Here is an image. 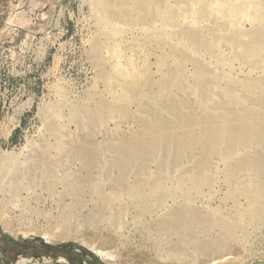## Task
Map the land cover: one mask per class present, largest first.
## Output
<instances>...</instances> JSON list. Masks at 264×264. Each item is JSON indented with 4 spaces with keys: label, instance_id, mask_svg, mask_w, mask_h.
<instances>
[{
    "label": "rangeland",
    "instance_id": "1",
    "mask_svg": "<svg viewBox=\"0 0 264 264\" xmlns=\"http://www.w3.org/2000/svg\"><path fill=\"white\" fill-rule=\"evenodd\" d=\"M93 3L94 0H0V171L6 157L12 156L22 162L44 143L54 147V143L60 141L44 117V113L53 106L60 109L59 126L62 127L63 137L73 142L81 137L82 130L69 119L72 109L95 107L97 99L96 96L93 98L94 93H102L100 95L104 99L110 98L92 58L91 42L98 33L97 19L102 15ZM167 3L173 8L178 4L176 0H167ZM187 14L180 21V26L165 24L157 19L144 27H130L116 42L117 49L129 56L133 53L139 67L148 60L156 81L161 77L157 68L159 56L174 50V59L169 61L173 66L175 62H182L181 52L185 49L184 52L192 60L200 58L212 72L226 74L237 81L264 75L260 69L254 71L251 66L248 67L227 45L221 44L216 52L208 54L195 51L188 42H180L176 33L189 29L194 23L202 30L212 29L219 35L224 33L218 28L219 17L214 23L208 18L201 20L197 14ZM113 25L126 27L117 21ZM244 28L250 30L251 23ZM149 32L155 36H149ZM160 38L168 42L163 52L158 45ZM106 55L105 52L104 57ZM123 66L126 67L125 64ZM105 67L110 68L107 64ZM185 69L187 76L191 77L188 79L193 81L196 72L194 64L187 62ZM156 91L154 88L153 92ZM131 109L134 113L138 111L136 106ZM108 126L112 130L110 133L117 132L122 137L132 136L140 130V124L132 118L122 119L117 129L115 122ZM195 133L201 136L200 129ZM96 142L102 144L103 136L98 135ZM221 148L224 149L223 146ZM251 150L254 152L257 149L252 147ZM197 151L188 161L168 171L163 186L173 195L165 208L151 213L141 211L128 196H123L111 206L103 204L90 190L78 186L69 190L62 183L51 191L44 185L31 189L24 187L18 199L10 201L7 198L10 179L0 176V182L6 187L0 193V264H97L94 259L102 264H264V220L261 219L253 221L255 224L246 223L244 234L240 230L228 251L220 256L200 255L194 244H190L189 256L179 257L171 249L177 237L171 233H159L158 223L162 215L175 205L186 203L188 197L193 207L212 212L218 218H236L248 213L249 201L238 194L236 183L239 180L227 181L226 164L221 158L213 160L209 171L207 168V175L213 182L200 194L193 193L189 185H181L180 176L183 173L188 169L198 170L192 168H196L193 162L200 156V150ZM243 152L241 150L238 156H242ZM49 154L51 158L57 157L53 148ZM105 156L108 160L110 155L104 153ZM69 163L59 165L56 173L76 181L88 177L82 161ZM105 166L92 172L94 181L100 177L99 180L105 182L109 175L110 179L118 176L117 171L112 172L113 175L107 173L108 167ZM149 169L156 173L157 165L151 164ZM247 175V172H242V179ZM129 180L130 184H134L136 178L132 175ZM114 191L110 186L105 188L106 194ZM102 211L105 218L88 221L91 213ZM213 228L207 234H200L199 240L222 236L219 226ZM99 252L109 256L103 258Z\"/></svg>",
    "mask_w": 264,
    "mask_h": 264
},
{
    "label": "bare ground",
    "instance_id": "2",
    "mask_svg": "<svg viewBox=\"0 0 264 264\" xmlns=\"http://www.w3.org/2000/svg\"><path fill=\"white\" fill-rule=\"evenodd\" d=\"M176 1L178 4L173 8L167 0H94L96 10L102 15L97 19L98 33L91 42V52L99 68L101 82L110 98L104 99L100 95L102 93H94L93 98L96 96L97 99L96 105L95 100L93 101L95 107L72 109L69 119L82 130L81 137L73 142L72 139L69 142L63 137L62 127L59 126L60 109L54 106L49 108L44 117L60 137V141L54 143V147L44 143L22 162L12 156L6 157L1 165L0 176L10 179L7 185L8 200L16 201L24 187L31 189L44 185L51 191L62 183L69 190L74 186L90 190L106 205L128 196L140 210L151 213L165 208L173 195V192L163 186L168 171L200 150V156L193 162L196 168L192 167L198 170L188 169L183 173L180 176L181 185H189L193 193L200 194L204 187H210L213 182L207 175V168L215 158H221L226 164L227 181L239 180L236 183L238 194L246 197L250 207L242 217L218 218L212 212L193 207L188 197L186 203L175 205L160 216L159 233H171L177 237L176 243L171 247L172 251L179 257H187L188 245L194 244L200 255H224L237 239V233L241 230L244 234L246 223L264 220V75L237 81L226 74L212 72L200 58L192 60L184 52L185 49L180 51L182 62H175L173 66L169 61L174 56V50L159 56L157 68L161 77L156 81L148 60L139 67L134 54L129 56L120 52L116 43L130 27H144L157 19L165 24L180 26V21L187 13L197 14L201 20L208 18L214 23L219 17L218 28L224 33L215 34L212 29L205 31L194 23L189 29H181L176 33L178 40L188 42L197 52L205 51L208 54L216 52L215 49L221 44L227 45L235 50L236 55L247 66L264 73V0ZM116 21L126 27H115L113 23ZM247 23L252 25L250 30L244 28ZM148 34L151 36L152 32ZM166 40L160 38L158 41L161 51L168 45ZM105 52L108 55L104 57ZM221 56L226 59L222 54ZM187 62H192L196 69L193 81L188 79L190 76L185 72ZM106 64L110 66L109 69L105 67ZM154 88L157 89L156 92H153ZM133 106L139 112H132ZM130 118L140 124L137 133L129 137L119 136L117 132L110 133V123L115 122L117 129L122 119ZM197 129L201 130V136L196 135ZM98 135L104 138L102 144L96 142ZM252 147L257 150L253 152ZM52 148L57 151L55 158H51L49 154ZM241 150L245 153L238 156ZM104 153L110 155L108 160ZM77 160L85 165L88 172L86 179L76 181L56 173L59 165ZM151 164L157 165L156 173L150 171ZM105 165L110 170L108 172L107 169V173L117 171L118 176L110 179L109 175L108 180L104 179L105 182L96 177L98 181H94L92 172ZM242 172H247L248 177L242 179ZM132 175L136 178L134 184H130L129 180ZM106 186L116 192L106 194ZM4 188L6 187L0 182V193ZM103 218V211L91 213L88 221ZM215 226L221 228L222 236L199 240L200 234L209 233ZM100 255L103 258L109 256L105 253Z\"/></svg>",
    "mask_w": 264,
    "mask_h": 264
},
{
    "label": "trees",
    "instance_id": "3",
    "mask_svg": "<svg viewBox=\"0 0 264 264\" xmlns=\"http://www.w3.org/2000/svg\"><path fill=\"white\" fill-rule=\"evenodd\" d=\"M97 264H102L98 259H94Z\"/></svg>",
    "mask_w": 264,
    "mask_h": 264
},
{
    "label": "water",
    "instance_id": "4",
    "mask_svg": "<svg viewBox=\"0 0 264 264\" xmlns=\"http://www.w3.org/2000/svg\"><path fill=\"white\" fill-rule=\"evenodd\" d=\"M49 241H51V240H49Z\"/></svg>",
    "mask_w": 264,
    "mask_h": 264
}]
</instances>
